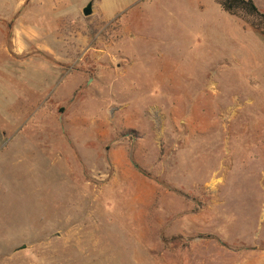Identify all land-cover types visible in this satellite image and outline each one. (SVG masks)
<instances>
[{
	"label": "rangeland",
	"instance_id": "374dc122",
	"mask_svg": "<svg viewBox=\"0 0 264 264\" xmlns=\"http://www.w3.org/2000/svg\"><path fill=\"white\" fill-rule=\"evenodd\" d=\"M21 1L0 0V264H264V28L71 0L47 54Z\"/></svg>",
	"mask_w": 264,
	"mask_h": 264
},
{
	"label": "crops",
	"instance_id": "0c3cea01",
	"mask_svg": "<svg viewBox=\"0 0 264 264\" xmlns=\"http://www.w3.org/2000/svg\"><path fill=\"white\" fill-rule=\"evenodd\" d=\"M70 3L71 0H22L20 3L16 4L15 8H13V13L16 16L19 13L23 14V8L25 5H28L26 6L27 12L24 18L25 23H21L19 21V23L15 25V34L20 35L23 32L22 27L24 26L25 35L34 39L33 43L36 44V47H40L41 50L38 51L45 52L47 54L63 52L65 38L67 35L66 24L69 21H77L80 18V11H73L70 8ZM14 19L16 20L17 18ZM36 37L41 38V41H38ZM38 43H41V46H37ZM54 46L56 47L55 50L53 49ZM21 51L22 54H29L31 52L28 48ZM30 58V63H34L35 66H39V69L42 67H44L45 70L52 69L48 62H44L36 58L34 59V57ZM43 63L46 64L43 65ZM39 69L36 67L32 68V70L27 72L25 75L36 76ZM52 81L50 83L51 85L53 84Z\"/></svg>",
	"mask_w": 264,
	"mask_h": 264
},
{
	"label": "trees",
	"instance_id": "16d2710c",
	"mask_svg": "<svg viewBox=\"0 0 264 264\" xmlns=\"http://www.w3.org/2000/svg\"><path fill=\"white\" fill-rule=\"evenodd\" d=\"M215 2L224 12L232 16L254 19L253 26L256 29L264 28V14L254 0H215Z\"/></svg>",
	"mask_w": 264,
	"mask_h": 264
},
{
	"label": "water",
	"instance_id": "95a60500",
	"mask_svg": "<svg viewBox=\"0 0 264 264\" xmlns=\"http://www.w3.org/2000/svg\"><path fill=\"white\" fill-rule=\"evenodd\" d=\"M93 14V4H90L87 6V8L84 10V16L90 17Z\"/></svg>",
	"mask_w": 264,
	"mask_h": 264
}]
</instances>
